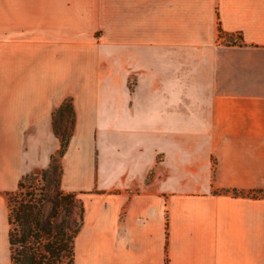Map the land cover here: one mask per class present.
Masks as SVG:
<instances>
[{
	"label": "crops",
	"instance_id": "obj_1",
	"mask_svg": "<svg viewBox=\"0 0 264 264\" xmlns=\"http://www.w3.org/2000/svg\"><path fill=\"white\" fill-rule=\"evenodd\" d=\"M0 15L40 17L17 89L0 87V264L7 193L60 149L69 96L74 264H264V0H0Z\"/></svg>",
	"mask_w": 264,
	"mask_h": 264
},
{
	"label": "trees",
	"instance_id": "obj_2",
	"mask_svg": "<svg viewBox=\"0 0 264 264\" xmlns=\"http://www.w3.org/2000/svg\"><path fill=\"white\" fill-rule=\"evenodd\" d=\"M76 121L74 98L69 96L53 112V130L60 139V149L52 155L47 168L28 173L21 179L16 191L7 193L9 205L12 196L17 195V211L10 207V221L12 223L15 212L17 222L23 229L22 239H17V243L25 244L19 259L21 264H58L59 260H63L65 264H74L75 240L83 221L74 228L71 223L57 224L53 219L58 215L62 204L65 205L68 213H71L77 204L76 193L64 192L61 189L64 173L63 158L74 134ZM39 180L44 182L39 190L41 193L39 191L37 193L38 188L33 186ZM46 187L54 189V195L49 199L52 204L51 211L47 215L43 213L42 204ZM10 241L13 246L12 230ZM13 261L15 264L14 255Z\"/></svg>",
	"mask_w": 264,
	"mask_h": 264
},
{
	"label": "rangeland",
	"instance_id": "obj_3",
	"mask_svg": "<svg viewBox=\"0 0 264 264\" xmlns=\"http://www.w3.org/2000/svg\"><path fill=\"white\" fill-rule=\"evenodd\" d=\"M40 17H26L17 15H0V87L4 86L6 88L17 89V66L19 65V59L25 55V51L28 49H23L19 45L23 36L27 34V30L24 27L32 19ZM45 18V17H43ZM100 33H97L99 35ZM235 36V35H233ZM237 36V35H236ZM239 36V35H238ZM238 38V37H237ZM233 40V38L231 39ZM240 39L238 38V41ZM21 44V43H20ZM44 182L41 180L36 181L33 186L37 189V193L43 186ZM62 189V186H61ZM63 190V189H62ZM26 191V189H25ZM64 191V190H63ZM65 192V191H64ZM41 193V191H39ZM77 194V193H76ZM54 195L53 187H46L43 196V213L45 215L49 214L51 211L52 204L49 199ZM78 195V194H77ZM264 197V192H262ZM40 197V194H39ZM10 207L17 211V195H13L11 198ZM9 201V198H8ZM84 218V203L80 196L77 198L76 207H74L71 213L65 210V205L59 208L58 215L53 219L54 223H71L75 228L78 227ZM11 230L14 239V245L12 246L13 255L15 257V264H21L20 260L22 251L25 249V244L19 242L17 239H22L23 229L18 224L15 212L12 217ZM58 264H65L63 260H59Z\"/></svg>",
	"mask_w": 264,
	"mask_h": 264
}]
</instances>
